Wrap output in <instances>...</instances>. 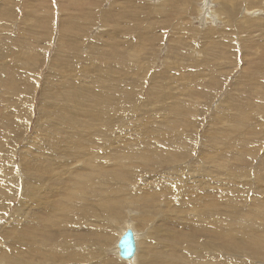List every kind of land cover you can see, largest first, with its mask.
Segmentation results:
<instances>
[{"label":"rangeland","instance_id":"1","mask_svg":"<svg viewBox=\"0 0 264 264\" xmlns=\"http://www.w3.org/2000/svg\"><path fill=\"white\" fill-rule=\"evenodd\" d=\"M119 1H125L122 10L103 23L97 11L107 13ZM87 2L0 0V129L7 131L0 181L11 184L0 213L1 259L25 247L20 230L10 227L25 201L20 188L35 182L23 165L43 160L52 166L47 177L77 179L73 188L63 184L76 193L68 201L77 221L63 219L65 230L83 237L75 242L76 264H131L111 251L127 222L140 240L132 264H170L172 252L183 264H264V0H102L80 10ZM103 97L107 135H82L102 158L87 159L86 148L73 157L65 148L63 156L50 153L57 135L49 130L42 143L47 111L72 106L83 119L80 112L89 107L86 114L97 112L99 119ZM145 149L144 164L117 162L116 150ZM85 171L91 180L74 177ZM200 182L208 183L220 218L194 217L207 210L194 197ZM200 228L216 229L219 243H211L210 233L186 234ZM189 236L212 248L182 244ZM82 255L87 259L80 262Z\"/></svg>","mask_w":264,"mask_h":264},{"label":"bare ground","instance_id":"2","mask_svg":"<svg viewBox=\"0 0 264 264\" xmlns=\"http://www.w3.org/2000/svg\"><path fill=\"white\" fill-rule=\"evenodd\" d=\"M86 1H88L87 4H86V7H83L81 5L80 10L88 9L89 8L88 6L93 5V4L97 5L98 3L102 2V0H100V1L96 0L98 2H96L95 0H91V1L90 0H86ZM115 3H117V2H115ZM124 3H125V1H123L121 4H124ZM121 4H120V1H119L115 6H111L113 8H110V11L108 10L107 13H103V12L99 13V11H97V14H99L102 22L103 23L107 22L109 20L110 16H111L110 14L113 13L114 11L122 10L123 6H121ZM132 4H133V2L131 1V5L129 3H126L125 5H126L127 8H130V7H132ZM242 10H243V8H242ZM135 17H136L135 14L131 15L132 19L135 18ZM231 21H233V20H231ZM233 23H234V21H233ZM133 31H135V30H133ZM116 34H117L116 31H110V35H112L113 37ZM110 38H112V37H110ZM73 40L75 41L74 37L72 38V41ZM69 41L67 39H65L66 43H69ZM106 102H107V97H103L101 104H103L104 108L102 110H100L101 114L99 116V119H98L97 112H93V113L89 112L88 114H86V112H88V108L89 107H87L86 109H83L80 112V114L83 117V119L86 118L88 120H83V119L79 118L78 116H76V113L72 109V106L60 105L61 109L67 110L66 112H63V111H61L58 108L55 111H52V110L47 111V115L45 114V116H44L45 117V119H44L45 124L44 125L48 126L47 127V139L45 141H43L42 143L45 144L47 141L50 140V136H52V135L49 134V130L52 131V132H55L56 135H57V138L55 140H53V142H52V144L54 145L55 148L54 149H53V147L49 148L48 150L50 151V153H53V155L56 154V156H58V155L63 156L65 154L62 152L63 150H61L60 148H65L69 152V155L71 157H73L75 154H72V153H75V149L77 151L76 153H80V151L82 149H84V148L88 147L89 145H91L90 141L84 140L83 137H82V135L86 131L88 132V136L97 134V136L99 135L103 139L104 136L107 135V132H106V130L108 131L107 128H109V126L108 127H103V124H107L108 120H110L109 117H108L109 116L108 113H104V112H108V107L106 106ZM80 105H82V104H80ZM56 114L58 115V117L54 118V116ZM93 119L98 120V122L100 123V127L98 129H93L92 128V125L94 123ZM5 123H11V121L9 122L8 119H6ZM57 124H60V125H57ZM74 126H77V127H74ZM6 132L7 131L0 129V143L5 139ZM58 138H60V141H59ZM73 138H75V139H73ZM62 141L66 142V144H68V145H66V147H65V145H63ZM72 143H73V145H72ZM92 143H93V146H94L95 143L93 141H92ZM58 144H59V146H58ZM86 144H89V145L87 146ZM98 148H100L99 145H98L97 149ZM97 149L94 148V150H97ZM118 150L115 151V153L117 154V162L119 164H121L122 166H126L128 162L134 163V161H137V160H142L141 162L143 163L144 159H149V157H150V151L148 149H145V150H142L141 152L135 153L139 157L131 156V155H135V154H132V152L130 153L131 155H127V154H125V152L121 153ZM86 154L88 156L87 159L95 160V159L98 158L100 160V158H102V157H100L99 153H93V151L89 150L88 148H86ZM2 157H5V156L0 151V158H2ZM82 158H83V152H82V154H80L79 159H82ZM53 161L55 162L56 159L55 160L53 159ZM86 162H87L86 163L87 166L92 163V162H89L87 160H86ZM43 163L44 162L42 160V162L39 163L40 165L35 164L30 169H25V167L23 165V170L29 175V177L35 179V182L33 184H31V185L23 184V186L20 188V192H22V194H24V196H25L24 197L25 201L21 202V204H20L21 208H19L18 212L16 213L19 218H17V219L15 218L16 220L13 222V224L10 227V232L11 233H15L18 230H20L19 233H18L19 234L18 238H19V240L23 239V242L25 243V247H23V251L22 252H15V251H17V250H15L14 253L12 254V258L9 259V260H5V258L1 259V253L2 252L0 251V264H44V263H46V264H76V262H77L76 257L78 256L79 252L77 250L78 247L75 245V242H77L79 240H82L83 237L79 238L78 234H77L78 232L75 231V230L70 231V229H72V228L68 229L69 231L65 230V228H64V220H63V219H66V220H68L69 223H71L72 222V218H74V216H78L77 212H76V215L73 214L74 202L68 201L69 199H71V198L73 199V197H76V193L75 192L70 193L72 190H70L69 187L68 188H64L66 186H63V184L65 185V183H67V186L69 185V186H71L73 188V187H75L74 181H76L77 179L76 180H71V181L69 180L68 182H61L62 179H60V177H58V175H59L58 173H53L52 177H47L46 176V169L48 167H52V166H50V164H46V163L43 165ZM57 164H59V162ZM19 166H20V164H19ZM19 166H18V168H19ZM121 168L122 167H120L118 169H121ZM187 173H188V171H187ZM79 174H80L79 177H78V175H76L74 177H77L78 180L81 178L79 180L80 182H81V180L83 178H88L90 176V175L88 177L85 176V175H87V171H85L84 174L83 173L82 174L79 173ZM116 174H118V173H116ZM121 175H122V173H121ZM121 175H118V176L121 177ZM184 176H185V173H184ZM104 177H105V174L104 175H100V180L102 182L105 179ZM66 178H69V177H66ZM89 178L91 180V177H89ZM2 179L5 182L0 181V183L4 184V185L6 183V186H4L5 199L3 201H0V206H2V209H0V213L7 206V204H5V203H7V198H8L10 193H8L6 191V189L7 190H11V184L8 186L6 179H4V178H2ZM75 183H78V182H75ZM89 183L91 184V182H89ZM83 184H84L86 190L89 189L87 187H88V185L90 186V184H88V182H86L85 179H84V182L82 183V185ZM116 184H118V183H116ZM207 184H205V183L201 184V182H200V184L198 185L199 186V189H198L199 191H194L195 193L198 192V193H196L194 195V197H196L201 203L205 204V206L207 207V210L204 209V210H202L201 213H195L194 214V217L197 218L200 221H204L208 217L220 218V217H218V209H219V207H218V203H217L216 198L212 196V193H207L206 192L208 190V188H209V187L206 188L208 186ZM76 185H78V184H76ZM44 186H48L47 190H45L44 193H41L42 192L41 191V189H42L41 187L44 188ZM181 186H183V184ZM97 188H98V186H97ZM156 189H157V187H156ZM116 191H119V189H116ZM202 192H206L209 197L208 198H205V196L202 197V195H201ZM77 194H79V193H77ZM156 194L157 193H154L155 196H156ZM197 195H199V196H197ZM61 199L62 200L65 199L66 200L65 203H62ZM76 199L78 200V198H76ZM27 203L29 205H26ZM193 203H195V202H193ZM72 204H73V206H72ZM75 205H76V203H75ZM75 209H76V206H75L74 210ZM15 212L16 211H14V213ZM56 215H58V216H56ZM12 216H14V214ZM75 219L76 218H74L73 220H75ZM130 220H131V218H130ZM76 221H77V219H76ZM216 222H218V219L216 220ZM72 223H75V222L73 221ZM26 224L30 226L28 229H27V225ZM130 226H131L130 222H127L125 224V226L122 228L120 234L118 235L117 240L115 242V245H114V247L112 248L111 251L113 252L115 257L118 258V260H120L121 262L131 263L132 264V263H134V261L137 260V256L139 255L138 254V249H140L139 248V241L140 240H138V235H136L137 236L136 237L135 234H134V232H136V231H134V230H133L134 232L132 231L133 235H134V238H135L134 241H135V248H136L133 257H131L130 259L124 260V259L120 258V256H119V245L121 244V240H122V239H120V237L124 236V234L127 233L128 229H130V231L132 230ZM195 231L197 233H195V232H193L191 230H188L186 234H189V235L190 234L191 235H196V234L208 235V233H210V234H212L215 237V238H213V237L211 238L210 237L212 239L211 243H215V245H216V242L219 243L218 239L220 240V235H219V233H218V231L216 229L215 230H208V229H205V228H200L199 231H197V230H195ZM193 238L194 237H190V238H188V237H184L183 238L182 237L181 243L186 245V246H190L191 248H195V247L199 248V247H202V246L206 247V248L207 247H211L208 243L201 244L199 246V244L197 243L199 240H193ZM205 241H209V240L206 239ZM20 242L21 241L18 242V246L17 247H19ZM152 251H148V252L151 253ZM139 252H141V251H139ZM142 253H144V252H142ZM146 254L144 253V255H146ZM84 256L85 255H82L83 258H80V260H79L80 262H83V261H85L87 259ZM198 256L200 257V255H198ZM79 257H80V255H79ZM87 257H88V255H87ZM148 259L150 260V258H148ZM183 262H184L183 259L180 260L179 257H177L175 255V252L170 253V264H183ZM82 264H85V263H82Z\"/></svg>","mask_w":264,"mask_h":264},{"label":"water","instance_id":"3","mask_svg":"<svg viewBox=\"0 0 264 264\" xmlns=\"http://www.w3.org/2000/svg\"><path fill=\"white\" fill-rule=\"evenodd\" d=\"M121 244L119 245V256L120 258L127 260L133 257L135 253V241L132 230L128 229L127 233L124 236L120 237Z\"/></svg>","mask_w":264,"mask_h":264}]
</instances>
